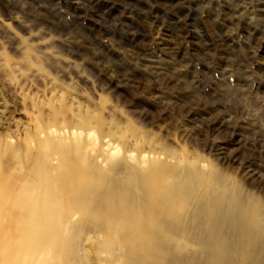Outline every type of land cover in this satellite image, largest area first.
Instances as JSON below:
<instances>
[{
  "label": "rangeland",
  "instance_id": "374dc122",
  "mask_svg": "<svg viewBox=\"0 0 264 264\" xmlns=\"http://www.w3.org/2000/svg\"><path fill=\"white\" fill-rule=\"evenodd\" d=\"M94 115L263 201L264 0H0V154Z\"/></svg>",
  "mask_w": 264,
  "mask_h": 264
},
{
  "label": "bare ground",
  "instance_id": "6f19581e",
  "mask_svg": "<svg viewBox=\"0 0 264 264\" xmlns=\"http://www.w3.org/2000/svg\"><path fill=\"white\" fill-rule=\"evenodd\" d=\"M115 120L49 119L24 163L0 154V264H264V200Z\"/></svg>",
  "mask_w": 264,
  "mask_h": 264
}]
</instances>
